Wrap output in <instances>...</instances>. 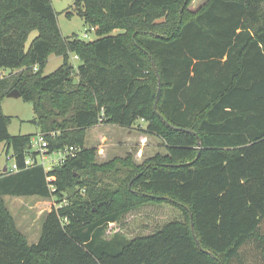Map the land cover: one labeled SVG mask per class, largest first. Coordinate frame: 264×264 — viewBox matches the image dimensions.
Returning <instances> with one entry per match:
<instances>
[{
  "label": "trees",
  "instance_id": "16d2710c",
  "mask_svg": "<svg viewBox=\"0 0 264 264\" xmlns=\"http://www.w3.org/2000/svg\"><path fill=\"white\" fill-rule=\"evenodd\" d=\"M193 2L76 0L66 16L95 29L89 41L63 36L51 0H0V103L18 90L38 133H57L49 154L79 149L48 172L24 169L35 135L12 136L0 114L22 168L0 171V264H264V0ZM51 55L63 63L44 75ZM157 73L158 111L183 130L155 112ZM140 120L166 152L98 163L89 129ZM6 196L58 201L36 244ZM164 206L178 216L123 232L129 214Z\"/></svg>",
  "mask_w": 264,
  "mask_h": 264
},
{
  "label": "rangeland",
  "instance_id": "374dc122",
  "mask_svg": "<svg viewBox=\"0 0 264 264\" xmlns=\"http://www.w3.org/2000/svg\"><path fill=\"white\" fill-rule=\"evenodd\" d=\"M51 1L57 13L58 24L64 37H73L76 35L83 39L84 35L89 33V41L96 38L95 34L90 32V28L79 16L75 15L71 19L66 16V12L72 9L76 0ZM204 1L205 0H194L191 6L192 9L198 8ZM119 33V30L114 31L115 35ZM35 36L36 33H33L31 40ZM71 61L76 67L80 64L78 59H75L74 56H72ZM62 63L63 59L61 57L51 55L44 70V75L53 73L62 65ZM75 83H77V80H75ZM0 114L12 118L11 125L9 126V132L12 136L35 135L33 140L36 139L38 128L34 124L35 113L33 104L24 101L23 98L7 97L0 103ZM102 125V127L95 126L89 129L86 141L88 147H95L98 149V163H106L116 157L127 158L128 156L133 155L134 162L142 164L155 153L166 152L162 139L159 137L158 139L155 137L144 138L145 134L140 127H137V124H135L134 130L115 125ZM57 157L58 154L49 155L46 167H51L52 163L50 160ZM10 163L11 162L8 161L7 146L5 143H0V171L3 170L6 165H10ZM4 199L11 214L21 224L20 228L24 231L22 226L27 225L32 228L33 234H35L37 230H39L40 233L43 214L45 215L46 212L59 206L56 199L44 200L38 197L12 196H6ZM25 200L34 202L23 203ZM14 201L16 203H14ZM31 216L37 217L31 219L32 223L28 221ZM175 216H178V212L169 206L146 207L135 211L126 217L125 222L128 226L123 228V232L128 237L136 236L142 231L147 233L152 231L155 226H160L161 223L168 221ZM118 229V227H113V230L110 232L117 231ZM28 239L30 243L35 241L31 237Z\"/></svg>",
  "mask_w": 264,
  "mask_h": 264
},
{
  "label": "built area",
  "instance_id": "2783aa9c",
  "mask_svg": "<svg viewBox=\"0 0 264 264\" xmlns=\"http://www.w3.org/2000/svg\"><path fill=\"white\" fill-rule=\"evenodd\" d=\"M95 29H91V32H94ZM84 39H89V33H86L83 37ZM77 59V58H76ZM104 111H102L103 114ZM102 123V119L100 120ZM102 125V124H101ZM56 132H52L49 134L46 133H38L36 139L31 142V149L29 150V154L26 156L24 161V169H30L36 166H43L45 170L48 172L52 170L54 166L62 165L69 157H75L77 152L79 151L76 147H70L65 150L56 151L52 154H58V157L50 160L52 163L51 167H46V163L48 161V156L51 155L48 153V148L50 142L48 140V136L54 137L56 136ZM36 153V154H34ZM8 161L11 162L10 165H6L7 172L9 174L18 173L22 170L20 165L17 163L16 158L12 153H7ZM48 181H53V178L49 177ZM54 190V189H53Z\"/></svg>",
  "mask_w": 264,
  "mask_h": 264
},
{
  "label": "crops",
  "instance_id": "0c3cea01",
  "mask_svg": "<svg viewBox=\"0 0 264 264\" xmlns=\"http://www.w3.org/2000/svg\"><path fill=\"white\" fill-rule=\"evenodd\" d=\"M75 59H76V57H75ZM137 127H140V128H142V129H145L146 127H147V123L144 121V120H140V121H138L137 123ZM103 125H97L96 127H102ZM136 127V128H137ZM135 128L133 127V128H131V130H134ZM101 137H103V136H101ZM146 137H148V138H150V137H155L156 139H158V137H156V136H148V135H146L145 134V137L144 138H146ZM163 143V142H162ZM87 144V143H86ZM164 146V145H163ZM141 150V149H140ZM155 154H157V153H155ZM154 154V155H155ZM5 168V167H4ZM4 168H3V170H4ZM45 200V199H44ZM32 202H34V201H28V200H25L23 203H32ZM14 203H16L15 201H14ZM51 211V210H50ZM50 211H48V212H50ZM48 212H46L45 214H47ZM33 217H36V216H31V217H29V219H28V221L29 222H31V219L33 218ZM43 217H44V214H43ZM37 218V217H36ZM35 218V219H36ZM34 219V220H35ZM16 220V219H15ZM34 220H33V222H34ZM16 222H17V225H18V228H19V230L27 237V240H28V242H29V237H31L33 240H35L33 243H30L29 242V244L30 245H33V244H36L39 240H40V237H41V231H42V226H41V231H40V233H39V230H37L36 232H35V234H33L32 233V228L31 227H29V226H27V225H24V226H22L23 228H24V231L20 228L21 226V224L16 220ZM42 222H43V218H42ZM32 223V222H31ZM28 225H29V223H28ZM36 230V229H35Z\"/></svg>",
  "mask_w": 264,
  "mask_h": 264
},
{
  "label": "water",
  "instance_id": "95a60500",
  "mask_svg": "<svg viewBox=\"0 0 264 264\" xmlns=\"http://www.w3.org/2000/svg\"><path fill=\"white\" fill-rule=\"evenodd\" d=\"M158 74V73H157ZM158 82H159V89H158V94H157V98H156V102H155V106H154V109H155V112H156V114L168 125V126H170V127H172L171 126V124L159 113V111H158V101H159V98H160V94H161V79H160V77H159V74H158ZM21 93L18 91V90H13L11 93H9L8 94V98H21ZM172 128H174V127H172ZM174 129H176V130H183V129H179V128H174ZM184 131H186V132H189V133H193V134H195L197 137H198V145H202V141H201V139H200V137L195 133V132H193V131H191V130H184ZM3 172L4 173H6L7 172V168L5 167L4 168V170H3Z\"/></svg>",
  "mask_w": 264,
  "mask_h": 264
}]
</instances>
